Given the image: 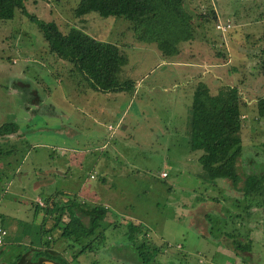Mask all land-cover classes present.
<instances>
[{"label": "rangeland", "instance_id": "1", "mask_svg": "<svg viewBox=\"0 0 264 264\" xmlns=\"http://www.w3.org/2000/svg\"><path fill=\"white\" fill-rule=\"evenodd\" d=\"M78 1L24 0V3L28 14L52 20L64 32L76 26L99 41L118 45L128 59L120 77L141 79L142 85L137 96L136 92L105 93L96 102H85L84 111L77 112L70 105L80 104L74 92L81 86L76 88L75 80L68 74L70 65L49 53L36 22L18 11L12 19L0 21V124L12 121L15 116L24 140L14 142V155L22 167L21 173H15V165L7 167L0 159V217L11 233V240L1 248L4 252L0 255V264H9L22 252L28 251V256L32 257L35 248L30 243L38 240L34 229L40 223L26 210L33 207L31 201L36 197L43 201L59 191L70 192L89 208H107L108 216H114L117 221L107 230L104 245L82 253L78 264H138L137 252L126 236L128 232L162 247L165 243L171 244L164 246L159 257L163 264H170L168 260L172 257H177L176 261H171L176 264H197L198 261V264H210V261L214 264H264V218L256 210L248 218L243 201L237 205L230 200L232 197L228 194L235 191L225 181L209 186L198 161L201 152L189 150L192 85L197 80L190 74L193 72L196 76L202 69L182 63H198L200 59L203 71H207L206 57L217 60L216 66L225 62L221 51L226 53V58L234 59L233 67L239 74L233 85L247 102L239 131L242 141L239 173L246 177L260 172L264 161V118L257 113L258 100L264 97L261 71L264 0H249L246 18L230 20L212 16L214 12L217 15L216 11L219 15L217 0H184L185 9L193 17V40L200 43L199 54L194 51L195 47L185 48L186 43L184 47L179 46V55L165 57L155 43L138 41L130 22L123 18L102 17L94 12L76 18L73 9ZM199 13L204 14L201 19ZM227 22L229 26L225 28ZM216 23L220 29L216 30ZM197 36L202 37V42ZM236 66L244 70L239 71ZM241 77L244 78L242 84ZM219 78L214 81H221ZM214 81L209 83L211 88L215 87ZM116 95L119 99L114 103L110 96ZM130 97L132 102L128 107ZM99 105L106 106L107 111ZM67 114L79 122L70 124ZM118 115L123 123L115 126ZM61 120L66 128L76 130L75 138L67 142L74 148H67L70 150L66 154L64 151L67 163L62 169L58 166L60 172L65 174L67 170L69 175L66 180L61 179L64 174L58 178L52 175L54 180H49L45 188H39L44 169L53 166L50 162L56 158H51L50 154H62V150L53 148L55 144H52L61 137L58 134L63 128L59 124ZM97 121L101 125H97ZM109 124L114 129H108ZM103 143L107 144L105 148H101ZM10 145L0 144V148L7 150ZM105 158L109 174L101 173L103 166L94 174L97 161ZM161 170L167 171L168 177H160ZM212 195L222 196L223 202L209 199V205L195 209L199 202ZM228 208L229 214H225ZM186 209L193 212V225ZM205 212L212 213L208 227L202 218ZM42 214L39 210L36 215L42 219ZM224 214L225 220L222 219ZM224 224L226 232L233 230L241 236L236 241L249 239L252 251L235 255L233 240L220 234ZM58 235L55 231L54 246L62 251L68 240L61 237L58 241ZM64 254L67 258L71 256L70 251ZM72 263L77 264L73 259Z\"/></svg>", "mask_w": 264, "mask_h": 264}, {"label": "trees", "instance_id": "2", "mask_svg": "<svg viewBox=\"0 0 264 264\" xmlns=\"http://www.w3.org/2000/svg\"><path fill=\"white\" fill-rule=\"evenodd\" d=\"M17 11L36 22L49 53L70 65L68 74L76 78L80 86L103 93L134 91V80L120 77L128 59L118 45L99 41L76 26H70L64 32L54 21L37 19L28 14L24 0H0V21L12 19ZM92 12L102 17L123 18L129 21L136 39L144 43H155L164 57L179 55L181 53L179 46L183 47L195 37L193 17L185 9L184 0H79L73 9V15L76 18ZM203 15L199 13L198 17L201 19ZM212 16L217 18L215 12ZM216 26L217 23L215 25L217 30ZM220 55L226 57L224 51H221ZM262 63L261 71L264 74V61ZM223 71L227 74L225 68ZM234 71H237L236 68ZM243 80L240 78L239 82L242 83ZM209 83L211 82L200 79L192 85L188 129L189 150L201 152L198 161L205 174L204 178L209 180L208 182L225 181L233 191L240 193V195L231 196L230 200L235 201L237 205L238 202L243 201L248 218L255 210L264 218V161L258 173L248 174L246 177L239 173V162L242 156L239 131L242 128V115L247 102L233 83L221 79L213 83L216 88H211ZM258 105V117L264 118V98H259ZM17 131L18 124L14 120L0 124V137H3L5 141ZM3 150L0 148L1 161L7 167L11 164L15 165L13 170L15 171L19 163L14 155L16 151L14 144H11L5 152ZM222 198V196H213L210 199L222 203ZM78 200L70 192L59 191L44 198V207H40L36 202L33 206L34 213L37 214L41 210L43 214L38 228L34 229V235L38 240L30 243V246L35 248L32 257L28 256V251L22 252L17 254L9 264H41L46 260L56 264H73L72 259L78 264L80 262L78 257L82 253L92 252L98 249L99 245H104L107 230L115 226L117 222L115 217L112 216L113 220H108L107 208L103 206L89 208ZM225 214H229V208ZM225 214L222 218L224 220ZM211 215L212 213H205L204 220L207 221V227ZM4 222L5 220L0 217V224L7 230L6 243L11 240L9 238L11 233ZM225 224L220 234L233 240L235 255L251 252L250 240L236 241L241 236L238 237L233 230L226 232ZM55 231L59 233L58 241L61 237L68 240L62 251L54 246ZM210 233L211 238L213 236L212 232ZM126 236L137 252L138 264H163L159 257L166 248L164 246H171V244L165 243L163 248L155 242L146 241L143 239L145 237H135V234L131 232H128ZM1 248L0 255L4 252ZM66 251L71 252L69 258L64 254ZM171 261L173 260L169 261L170 264H176ZM116 264L121 263L116 262Z\"/></svg>", "mask_w": 264, "mask_h": 264}, {"label": "crops", "instance_id": "3", "mask_svg": "<svg viewBox=\"0 0 264 264\" xmlns=\"http://www.w3.org/2000/svg\"><path fill=\"white\" fill-rule=\"evenodd\" d=\"M254 1V0H253ZM249 3V0H217V5L219 6V8H218V10H219V15H218V12L216 11V13H217V18L219 19H221V18H225V19H229L230 20V18H232V19H234V18H238V19H240V18H246L245 17V15H246V12H247V4ZM220 4V5H219ZM243 22V21H242ZM198 37V40L199 41H201V36H197ZM195 39V38H194ZM202 42V41H201ZM196 45V46H195ZM198 46L200 47V43L199 42H195L194 40H192L191 42H188V46H185V48H191V47H195V49H194V51L195 52H197V55L199 54V49L200 48H198ZM184 47V46H183ZM198 48V49H197ZM226 51H228V48L226 49ZM221 56V55H220ZM227 56H228V54H227ZM221 57H224L225 59V62L224 61H222V63L220 64V66H216V65H218V64H216L217 63V60L215 61L214 59H209V57H206L207 59H206V61H205V63L204 64H208V69H207V71H203L204 69H203V66H202V63L200 62V59H199V61H198V63H187V62H182V63H184L187 67H191V66H194V67H196V68H199V67H201L200 69H202V71L200 72V74L199 73H197L196 74V76H194L193 75V72H191V76H193V77H197V80H199V79H204V80H206V81H208V82H212V81H214L215 79H216V77H220V75H221V79L223 80V81H227L228 83H233V81H235V78L237 77V75L239 74V72H237V71H234L235 70V68L233 67V65H234V59L233 58H226L225 56H221ZM229 57V56H228ZM193 61V60H192ZM252 61V60H251ZM253 62V61H252ZM176 63V62H175ZM229 63H232V64H230V66L228 65ZM238 69H239V71H240V69L242 68L241 66H236ZM207 68V67H206ZM223 68H226V70H227V74H226V72H224L223 71ZM232 69H233V71H232ZM241 70H244L243 68L241 69ZM188 73V72H187ZM224 73V74H223ZM218 74H219V76H218ZM215 75V76H214ZM262 75V74H261ZM246 76V75H245ZM263 77H264V74L262 75ZM187 77H188V75H187ZM73 80H75L74 81V83L76 84V88L78 87V86H80L81 84L78 82V80L76 79V78H74V77H71ZM127 78H130V77H127ZM131 79H133V78H131ZM244 79V78H243ZM134 80V83H135V87H134V91L132 92V94H135V92H136V96H137V91H138V89L141 87V79H133ZM241 80H242V77H241ZM215 83H216V81H214ZM243 82H244V80H243ZM242 82V83H243ZM245 82H246V80H245ZM235 83H236V81H235ZM241 83V84H242ZM85 86H86V84H85ZM88 86V85H87ZM165 89V88H164ZM80 93H78V92ZM77 91L76 92H74V96H76V101L78 102V103H80V104H77V107L81 110V111H79V109L77 108V107H75V106H73V105H70L71 107H73V109L74 110H76L77 112H83L84 111V107L85 106H87L86 105V103L85 102H87V104H90L91 102L93 103V101H97V99H99V97H101V96H103L105 93H103V92H99V91H95V90H92L91 88H89V87H86V88H84V87H82L81 86V88H77ZM103 93V94H102ZM116 93H122V92H116ZM126 93H128V92H126ZM109 94V93H108ZM80 96H82V97H80ZM128 97V96H127ZM108 98V96H106V99ZM264 98V97H263ZM118 99H119V96H117L116 95V97H112V96H110V100L111 101H113L114 103H116L117 101H118ZM131 102H132V97H130V99L129 98H127V106L128 105H131ZM99 104V103H98ZM54 105V104H53ZM93 105V104H92ZM92 105H90L88 108H90ZM55 106V108H57V106L56 105H54ZM99 107L101 108V109H104V111H107V108H106V106H104L103 108L101 107V105H99ZM129 107V106H128ZM109 109L111 110V111H114V109L113 108H110L109 107ZM56 111H59L58 109H56ZM122 116V115H121ZM117 117V116H116ZM66 119H67V122H69L70 124H72V123H78L79 122V119H74L73 118V116L71 117V115L70 114H67V117H66ZM12 120H14V121H16V117L14 116V118L12 119ZM65 122V121H64ZM116 122V125L115 126H117V125H121L122 123H123V119H122V117H120V115H118V119H117V121H115ZM59 124H61L62 125V130L61 131H59L60 133H58V134H60V136L61 137H58V138H56V140H55V142L54 143H52V144H55V147H53V148H57V149H60V150H62V154L61 155H59V154H50V157L51 158H53V157H56V158H53L52 160H55V161H52L51 160V164H53V166H50L49 168H46V169H44V175H42V177L40 178V181H39V186H37V187H39V188H45V186H46V184H47V182H49V180H54V176H57L56 178H58L59 176H61V175H63L64 173L63 172H60L59 170H58V168L60 167L61 169L62 168H64L65 167V164L67 163V158H66V152L68 151V150H70V149H67V148H74V146H71V145H69L67 142L68 141H70V142H72L71 140H73L74 138H75V135L73 134V132H75L76 130H72V129H69V128H66L65 126H64V124H63V122H62V120L59 122ZM97 125H101L100 123H99V121H97V123H96ZM103 124V123H102ZM109 126H111V129H114V127H112V125L111 124H109V125H107V128L109 129ZM54 130V129H53ZM52 131V130H51ZM27 132H28V130H27ZM21 134H23V131H21V130H19L18 129V131H17V133L15 134V135H13V136H11V138H9L8 140L6 139V141L3 139V137H0V144H14V142H16V141H20V140H22V141H24L21 137H20V135ZM39 145H41V144H39ZM36 146H38V145H36ZM107 146V144L106 143H103V145L101 146V148H105ZM64 151H65V154H64ZM59 155V156H58ZM97 164H98V168H96L97 170H94V174H98V172H99V166H103L102 168V170H101V173L102 174H105V175H107V174H109L108 173V171L105 169V167L107 168V164H109L108 162H107V159L105 158V159H101V160H99V161H97ZM59 166V167H58ZM162 171H165V170H161L160 172H162ZM22 172V167H21V165H18V167L16 168V170H15V173H21ZM64 172H66L65 174H64V176H62L63 178H61V179H67V177H68V172H67V170H64ZM166 173H168L167 171H165ZM40 175V174H39ZM52 175H53V177H52ZM169 175V174H168ZM168 175H167V177H168ZM159 176H160V173H159ZM161 177V176H160ZM166 178V177H165ZM219 181V180H218ZM222 182H223V180H222ZM219 183V182H218ZM226 183V182H225ZM211 185H209V186H214V184L215 183H210ZM220 184H221V182H220ZM219 185V184H218ZM226 185H227V183H226ZM228 186V185H227ZM235 191V190H234ZM66 192H68V191H66ZM235 192H237V193H239L238 191H235ZM233 193L234 195H237L236 193ZM228 194V193H227ZM233 194H228V195H230V196H233ZM81 196V195H80ZM213 196H215V195H212V196H209L208 198H206V200H204L203 202H199V205L195 208V209H199L200 208V206L202 207V205L203 206H206V205H209V203H211L210 202V198L211 197H213ZM216 197V196H215ZM38 199H40V198H38V197H36L33 201H31V202H33V206L35 205V200L37 201ZM41 200V199H40ZM82 203H83V201H82ZM193 209V208H192ZM187 210V212L186 213H189L190 215H191V217H190V220H191V224H192V219H193V212H192V210L190 209V210H188V209H186ZM194 210V209H193ZM27 212H29V213H31V216H33L32 218H33V220L34 219H38L37 220V222L39 221V223L41 222V217L40 218H38V215H36L35 213H34V208L32 207L31 209H28L27 208V210H26ZM205 213H207V212H205ZM205 213H203L202 215H203V219H204V217H205ZM219 213V212H218ZM110 218H112V216H109L108 217V219H110ZM34 223V222H33ZM193 225V224H192ZM201 227H203V226H201ZM207 227V226H206ZM201 235L202 236H205V234H203V233H201ZM182 248H183V246L181 245V244H179ZM181 248V249H182ZM202 256V255H201ZM181 258V257H180ZM170 260H173V261H176L177 260V257H172V258H170L169 260H168V262L170 261ZM178 262V261H177ZM199 262V261H198ZM198 262H197V264H198ZM210 264H214L213 263V261H210Z\"/></svg>", "mask_w": 264, "mask_h": 264}, {"label": "built area", "instance_id": "4", "mask_svg": "<svg viewBox=\"0 0 264 264\" xmlns=\"http://www.w3.org/2000/svg\"><path fill=\"white\" fill-rule=\"evenodd\" d=\"M225 28H227L228 26H229V23H226L225 25ZM218 29H220L219 28V24H217V26H216ZM225 28L224 29H221L222 31H224L225 30ZM109 129H111V126H109ZM160 176L161 177H167V173L165 172V171H162V172H160ZM37 203H38V205L40 206V207H44V202L42 201V200H40V199H38L37 201H36ZM6 235H7V230L0 224V248L4 245V243H5V239H6Z\"/></svg>", "mask_w": 264, "mask_h": 264}, {"label": "water", "instance_id": "5", "mask_svg": "<svg viewBox=\"0 0 264 264\" xmlns=\"http://www.w3.org/2000/svg\"><path fill=\"white\" fill-rule=\"evenodd\" d=\"M41 264H56V263L51 260H46V261H43Z\"/></svg>", "mask_w": 264, "mask_h": 264}]
</instances>
